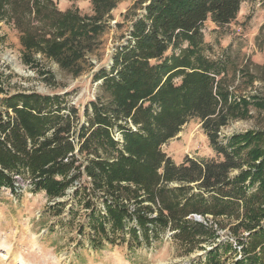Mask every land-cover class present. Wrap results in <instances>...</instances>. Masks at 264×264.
Masks as SVG:
<instances>
[{
    "label": "trees",
    "instance_id": "trees-1",
    "mask_svg": "<svg viewBox=\"0 0 264 264\" xmlns=\"http://www.w3.org/2000/svg\"><path fill=\"white\" fill-rule=\"evenodd\" d=\"M122 1L91 0L92 16L82 17L77 10L55 12L54 37L24 32V61L32 64L33 56L42 53L79 75L74 66L93 52L107 19ZM242 2L140 0V5H147L144 14L134 17L130 39L116 50L110 71L96 75L103 79L110 100L91 102L92 116L80 127L75 109L66 116L61 111L43 112L49 98L31 94L8 100L15 118L0 117V188L15 192V177L27 175L35 190L55 200L64 197L75 181L90 179L76 191L104 200L106 215L93 212L89 218L94 232L90 243L96 250L114 245L117 236L124 239L120 234L126 229L140 243L139 232L146 241L169 224L178 237H199L203 242L216 231L209 223L186 220L189 214L234 218V234L248 233L236 242L242 258L234 264H264V131L220 138L221 129L231 121L249 119L252 108L264 112V98L237 97L228 85L224 62L203 54L205 23L230 25ZM169 51L174 53L167 57ZM192 119L200 121L222 162L186 158L177 166L162 151ZM115 127L122 133V144L113 137ZM9 141L12 148L7 147ZM233 171L239 173L230 177ZM174 182L180 187L168 189ZM196 183L200 193L185 198L183 194L192 190L189 185ZM85 204L91 206V201ZM155 213L156 218H150ZM134 217L139 229L129 226ZM217 254V248L208 252L209 264H219Z\"/></svg>",
    "mask_w": 264,
    "mask_h": 264
},
{
    "label": "rangeland",
    "instance_id": "rangeland-1",
    "mask_svg": "<svg viewBox=\"0 0 264 264\" xmlns=\"http://www.w3.org/2000/svg\"><path fill=\"white\" fill-rule=\"evenodd\" d=\"M146 5H140V0L120 2L107 19L93 52L74 66V70L79 68L80 71L75 75L71 69H64L42 53L35 54L33 63L27 64L21 38L24 32L37 38L54 37L55 12L77 10L82 17L92 16L91 0H0V117L4 120L8 116L15 118L13 111L7 108L8 100L19 95L36 94L50 99L49 105L43 106V112L61 111L66 116L69 109H75V123L80 127L87 122L92 116L91 102L110 100L109 93L102 87L103 79H96V75L104 69L110 71L116 50L130 39L132 21L137 14H144ZM203 34V54L213 61L224 62L230 90L237 97L264 98V0H243L233 23L217 27L208 21ZM172 53L169 51L166 56L170 57ZM175 53L179 54V50ZM248 73L254 78L253 84ZM180 80L174 81L179 84ZM251 110L249 119L231 121L222 128L220 138L225 140L234 134L264 131V112ZM128 127L135 130L133 125ZM113 137L123 143L117 127L113 130ZM12 146L9 141L7 147ZM76 148L77 153L79 145ZM162 151L177 166L186 158L199 162L223 161V157L211 149L198 119L190 120L176 138L162 147ZM238 173L233 171L230 177ZM83 181L90 182V179L75 181L64 197L55 200L49 199L45 192L35 190L27 175L15 177V192L7 187L0 188V264H209L208 252L215 248L218 249L219 264H234L242 258V247L236 242L245 240L248 233L240 232L236 236L234 218H215L211 214H189L186 218L214 227L215 236L203 237V242L199 237L196 241L178 237V231L169 224L157 228L146 241L139 232L140 243H136L126 229L120 234L124 239L117 236L114 245L93 249L90 214L106 215V210L100 195L77 194L76 190ZM197 184L189 185L192 190L183 196L190 198L200 193ZM179 187L180 184L175 182L167 185L171 190ZM209 196L206 193L205 197ZM87 200L91 201V206H86ZM145 205L150 206L149 203ZM157 208L154 206L153 210ZM130 209L133 213L134 206ZM150 218H156V213ZM129 226L139 229L135 217ZM107 228L109 230L110 226Z\"/></svg>",
    "mask_w": 264,
    "mask_h": 264
}]
</instances>
